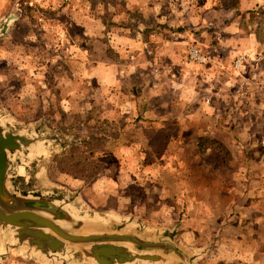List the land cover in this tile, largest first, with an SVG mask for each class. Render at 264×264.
<instances>
[{"label": "rangeland", "instance_id": "obj_1", "mask_svg": "<svg viewBox=\"0 0 264 264\" xmlns=\"http://www.w3.org/2000/svg\"><path fill=\"white\" fill-rule=\"evenodd\" d=\"M202 2L209 9L236 3L0 0V121L14 132L59 138L30 161L12 158L10 179L19 193L68 197L83 214L106 226L115 220L126 224L128 233L140 230L148 241L166 237L193 264H264V193L244 209L239 193L222 190L233 182L239 188L234 170L244 169L241 155L254 159L252 167L259 172L264 170V0L255 15L241 16L231 26L234 34L213 29L211 23L198 25L199 19L191 25V32L200 30L196 37L210 44L239 32L248 38L255 32L262 43L258 53L234 56L226 65L220 62L224 50L205 49L196 37V42H182L177 51L199 73L184 82L187 77H174L169 57L174 50L166 43L184 41L188 32L183 23L174 27L175 7L198 9ZM191 50L205 61L190 59ZM214 51L220 52L217 60ZM240 57L244 62L237 68ZM207 67L211 79L196 80ZM113 76L120 78L116 94L107 84ZM196 82H203L204 91L211 82V93L203 91L195 97L198 103L185 107L188 112L197 109L191 125H202L209 115L206 107H211L224 109V118L213 114L220 125L230 121L245 127L243 135L225 129L215 134L225 142V136H232L233 143L220 152L205 148L201 128H187V112L174 113V96L198 92ZM220 90L222 100L214 95ZM128 99L134 100L135 111ZM237 151L241 160H232ZM160 166L174 168V175H161ZM91 197L97 207L90 206ZM190 198L203 202L183 207ZM9 237L8 230L0 232V247ZM66 251V264L81 259L74 245L68 244ZM13 254L27 264H40L37 256L28 262L22 252ZM166 257L181 264L172 254Z\"/></svg>", "mask_w": 264, "mask_h": 264}, {"label": "water", "instance_id": "obj_2", "mask_svg": "<svg viewBox=\"0 0 264 264\" xmlns=\"http://www.w3.org/2000/svg\"><path fill=\"white\" fill-rule=\"evenodd\" d=\"M56 136L11 131L0 121V231L12 234L10 249L24 248L47 264H66L68 244L93 264H160L172 254L189 259L169 241H148L122 232L125 225L107 226L83 214L72 199L49 194L19 193L10 179L12 158L27 162ZM170 237V236H169Z\"/></svg>", "mask_w": 264, "mask_h": 264}, {"label": "crops", "instance_id": "obj_3", "mask_svg": "<svg viewBox=\"0 0 264 264\" xmlns=\"http://www.w3.org/2000/svg\"><path fill=\"white\" fill-rule=\"evenodd\" d=\"M263 0H235V4L232 7H228V8H216V9H209L211 7H206L203 2L202 4H197L199 6V8H191V7H186L185 9L179 11L176 7L174 10V18H176L174 20V27L175 24L180 25V23H183L182 25L187 27L188 32H185L184 36L185 39L184 41L178 40V39H174V42H167L166 44H170V49L174 50L170 53L169 57H171V63H174V77L178 78L179 77H187L184 78V82L190 80V78H193L192 81L196 78V74H199L198 72H193L191 71V69L189 68L190 66L187 64V62L184 61L183 57H182V53L177 49H181L182 47H180V44L183 42L185 45L188 43H192V41L196 42L197 44L201 45L203 48H214L216 47V49L219 50H224L225 52L222 53L224 57H221L220 55V62L226 65H230L231 63V59L234 58V56L238 57L239 56H244V55H250L252 54V52L256 49V51H259V46L262 43L257 37V33H254V36H249L250 38H248L246 36V34L239 32L236 36H232V34L236 33L235 31H232V27L231 26H236L241 22V16H253L255 15L254 11L259 7L258 5H262ZM264 10V8H263ZM263 12V11H262ZM264 14V12H263ZM182 15V16H181ZM210 17H213V19H210ZM209 18V19H208ZM199 19V20H198ZM198 20V25H203L204 23H211L213 25V29H223V31H225V29H227V31H230L232 34L230 35H225L224 39L220 42V43H216L215 40H213L210 44L209 41L205 40H201L200 37H196L197 35H199L201 33L200 30H198V34L197 32L192 33L191 30H193L194 28L191 26L193 25V23H195ZM180 27V26H178ZM211 27V26H210ZM244 27V26H243ZM206 32V30H204ZM243 36V38H242ZM196 37V39H195ZM248 38V40H246ZM256 38V39H255ZM215 43V45H214ZM160 45V44H159ZM211 45V46H210ZM147 47V46H146ZM257 51V53H258ZM180 54V55H179ZM212 55H214V59L217 57H219L220 52L219 51H214V53H211ZM247 61V60H246ZM252 63H248V68H251ZM210 67L206 68V73L205 70L203 71V74L201 75V77H197L196 80H202L203 77L205 78L206 81H209L211 79V75L208 74L207 72H209ZM211 73V72H210ZM220 77V76H217ZM98 81H102V80H98ZM108 85L111 88H115L114 94H116V89H118L119 87V83H120V78H116V76H113L112 78H108ZM183 81V80H182ZM174 82V80H173ZM212 82V81H211ZM211 82H208L207 87L205 89V91L203 90V88L205 87V85L203 84V82H196L195 88L196 89H200L198 92L194 93L190 90H185L184 92H181L179 94H177V96H174V100L177 102L176 104H174V113H179V114H183L184 112H187L186 117V126L189 129H202L203 132V138L206 142V144H208L207 147H205L206 149H211L213 150L214 146H226L228 144L233 143L232 141V136L227 135L225 136L223 133H221L222 135L225 136L226 142L224 141V139H220L218 136H216L215 134L220 133L224 130L226 133L228 134H233V135H237V133H240L241 135H243V132L245 130V127H242L243 125L240 124H235L233 122L230 121H226L224 122L222 125L219 124L218 121H216L215 119L219 116V117H225L224 114V109H216V108H211V107H206L207 110L209 111V115L205 116V122L202 123V125H197L194 126L193 124L191 125V122L189 121L190 116H192L193 114H195V110L197 109H193L192 111L188 112L187 110H185V107H189L190 105L194 104V103H198L195 102L196 98L198 97L200 98L201 94L203 93H211ZM180 85V84H178ZM204 85V86H203ZM182 86V85H181ZM203 86V88H202ZM156 91V90H154ZM216 91V89H215ZM157 92H160V90H157ZM213 95V94H212ZM214 95L217 99L222 100V94H221V90L219 92V94H215ZM227 95V94H226ZM131 105V108L135 111V109L137 108L136 104L134 103V100H132V102L130 101V99H128ZM179 102V103H178ZM221 102V101H220ZM227 104L223 105L226 106ZM140 107V106H139ZM176 108V109H175ZM180 109V110H179ZM115 111H117V109L115 108ZM138 114L141 112H145V109L142 110H138L137 111ZM218 113V116H214V113ZM211 130H214V135L212 136L210 134ZM218 130V131H215ZM251 136V135H250ZM195 141H192V144ZM244 143V142H243ZM237 144V143H236ZM203 149V150H206ZM215 150V149H214ZM243 161L245 162L244 165V169H236L234 170L235 173V179L237 181V184L239 185L237 188L234 184V182L230 185H228L227 183L224 185V191L226 192H237L240 194V197L243 198V203H244V209H250L252 207V204L254 201H256L258 199V193H264V170L259 172L258 171V167H252V164H254L255 160L254 159H247L246 156L241 155ZM175 160V158H174ZM232 160H241L240 159V153L237 151L236 153H233V158ZM242 167V166H241ZM159 173H161V175L165 174H170V175H174V168L168 170L166 169V166H160L158 167ZM122 172V171H121ZM237 177V178H236ZM112 184H114V182H112ZM97 187L99 186V184L96 185ZM244 186L245 188L241 187ZM100 187V186H99ZM117 187V186H116ZM253 194H256L255 196H253ZM232 196V195H231ZM231 196L229 195L228 197L231 198ZM253 196V197H252ZM218 198V196H217ZM92 199V204H90L91 207H97L98 204L95 203L94 199L91 197ZM201 201V200H194L192 198H190L185 205H182L183 207H196L193 204H195L196 202ZM203 202V201H201ZM218 202H220L218 200ZM102 204V203H99ZM236 202L235 201H231V205H233V207H235ZM204 206H206L205 208H207V203L206 205L204 204ZM202 206V207H204ZM229 206V205H228ZM215 206L209 207V208H213ZM239 207V205H238ZM215 208H221L220 205H218ZM80 210V208H78ZM108 210H116L117 209L113 208V209H109ZM94 218H96V216H94ZM108 224L111 223H116L117 221L115 220H108ZM191 221V220H190ZM126 225V224H124ZM213 226V225H212ZM126 226L124 227V233L130 234V235H137L138 236V232H141L140 230L137 232H131L128 233L127 231H125ZM1 232V231H0ZM143 232V231H142ZM216 233V231H214ZM142 237V236H141ZM145 240H148L145 237H142ZM175 238H177V236L175 235ZM12 238L9 237V240L7 239L5 244L2 243V247H0V254L4 253L5 251V246L7 244H10L11 242H9ZM168 240L166 237H164L163 239H161L160 241H166ZM215 240V239H212ZM219 242V241H218ZM175 245V244H174ZM176 246V245H175ZM176 248L181 251L190 261V264L192 263V259L190 257H188V255H186L185 251L180 248L179 246H176ZM19 252H22V254L24 255V257H26L28 259V262L31 261V259H33L34 257H36V255L32 252L27 251L24 248H19V249H10L9 252L6 255H0V264H22V262H26L24 260H20L18 257H13V253L18 254ZM67 252V251H66ZM68 255V254H67ZM81 259L79 260H71L70 264H93L91 261L88 260H84L81 256V254H79ZM19 259V260H18ZM178 259V258H177ZM169 264H175L174 260L172 259H168ZM179 260V259H178ZM37 261H39L40 264H47L45 263L43 260L38 259ZM180 261V260H179ZM181 263V262H180ZM27 264V262H26ZM160 264H167L166 263H160ZM182 264V263H181Z\"/></svg>", "mask_w": 264, "mask_h": 264}, {"label": "built area", "instance_id": "obj_4", "mask_svg": "<svg viewBox=\"0 0 264 264\" xmlns=\"http://www.w3.org/2000/svg\"><path fill=\"white\" fill-rule=\"evenodd\" d=\"M190 59H192L194 62L202 63L205 61L204 57L201 56L199 51L197 50H191L189 52ZM244 62V58L240 57L236 60V67L238 68L242 63Z\"/></svg>", "mask_w": 264, "mask_h": 264}, {"label": "trees", "instance_id": "obj_5", "mask_svg": "<svg viewBox=\"0 0 264 264\" xmlns=\"http://www.w3.org/2000/svg\"><path fill=\"white\" fill-rule=\"evenodd\" d=\"M213 148L216 149L218 152H220L221 146H214Z\"/></svg>", "mask_w": 264, "mask_h": 264}]
</instances>
